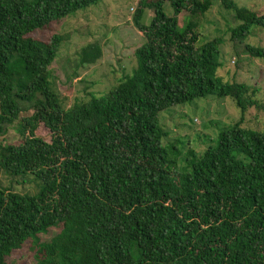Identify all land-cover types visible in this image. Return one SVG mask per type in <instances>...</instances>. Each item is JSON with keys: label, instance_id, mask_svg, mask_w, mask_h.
Masks as SVG:
<instances>
[{"label": "trees", "instance_id": "16d2710c", "mask_svg": "<svg viewBox=\"0 0 264 264\" xmlns=\"http://www.w3.org/2000/svg\"><path fill=\"white\" fill-rule=\"evenodd\" d=\"M100 1L0 0V137L13 130L19 139L0 143V172L36 189L0 186V264L27 242L31 264H264V133L241 127L248 108L264 107L251 87L218 75L223 39L198 44L197 17L213 1L141 0L133 72L105 95L63 109L50 66L64 37L31 35ZM220 5L238 23L229 30L234 49L243 44V54L264 64V47L245 43L253 26L264 29V13L233 0ZM144 9L153 11L149 25ZM79 57L95 64L100 44ZM209 96L233 101L239 120L215 139L195 133L193 146L203 147H189L179 167L184 138L165 147L159 114Z\"/></svg>", "mask_w": 264, "mask_h": 264}, {"label": "rangeland", "instance_id": "374dc122", "mask_svg": "<svg viewBox=\"0 0 264 264\" xmlns=\"http://www.w3.org/2000/svg\"><path fill=\"white\" fill-rule=\"evenodd\" d=\"M140 1L102 0L31 35L32 38L40 41H46L54 34L64 37L55 61L50 66L52 86L63 109H68L76 101L86 102L91 95L96 97L105 95L125 76L133 72L136 67L134 52L143 43V34L134 28L132 22ZM212 1L211 8L202 17H197L199 25L195 33L200 35L198 44L215 37L223 39L220 47L222 67L218 75L223 81H235L251 87L254 92L253 98L258 101L260 107H264V64L259 59L243 54V44L234 49L229 30L238 23L233 19L232 12L222 8L220 0ZM233 1L238 6L245 7L258 15L264 13V0ZM164 12L167 16L173 15V9L168 1L164 2ZM187 15V12L179 15V26L184 25ZM152 17L153 11L144 9L141 23L149 25ZM252 31L253 35L249 36L245 43L264 47V29L253 26ZM91 43L100 44L102 57L95 64L81 65L79 51ZM239 117V110L228 98L217 99L209 96L195 100L191 104L173 107L168 112L159 114L162 128L169 133L164 146L167 147L166 143L175 138H184L181 141L184 144L179 143L175 148L176 153H179L176 156L177 166L181 167L188 148L194 147L195 133L214 138L221 129L230 127L238 121ZM241 127L264 133V108H248L243 116ZM39 132L45 140L49 139L44 130ZM1 142L16 144L19 139L13 130H10L5 137H0ZM195 144L194 148L201 151L203 145L200 140H197ZM212 144L209 143L206 147ZM170 155L174 158L172 154ZM9 180L0 172L2 188L11 186L10 190L16 193L35 194L36 189L33 184L21 182L17 184L16 181ZM48 237L49 235L42 236L41 240ZM33 254L31 242H27L21 249L14 251L7 262L31 264Z\"/></svg>", "mask_w": 264, "mask_h": 264}]
</instances>
